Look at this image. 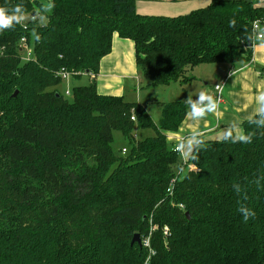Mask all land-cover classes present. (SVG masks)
I'll use <instances>...</instances> for the list:
<instances>
[{"label": "trees", "instance_id": "trees-1", "mask_svg": "<svg viewBox=\"0 0 264 264\" xmlns=\"http://www.w3.org/2000/svg\"><path fill=\"white\" fill-rule=\"evenodd\" d=\"M135 1L51 0L41 13L37 0H0L29 15L0 33V264H144L136 234L150 236V264H264V187L252 183L264 173V129L243 125L256 132L251 144L208 141L200 171L185 166V178L167 138L186 117L184 102L159 104L155 124L140 104L99 95L94 80L69 100L57 90L61 70L95 78L114 34L133 41L149 88L187 85L201 65L248 63L243 37L253 21L264 26V8L213 0L166 18L138 15ZM22 38L32 43L28 61ZM137 129L154 136L137 141ZM114 132L130 145L124 154L112 149ZM234 182L256 214L247 223Z\"/></svg>", "mask_w": 264, "mask_h": 264}, {"label": "crops", "instance_id": "crops-1", "mask_svg": "<svg viewBox=\"0 0 264 264\" xmlns=\"http://www.w3.org/2000/svg\"><path fill=\"white\" fill-rule=\"evenodd\" d=\"M246 1L253 2L255 7L264 8V0ZM211 2L209 0H136L135 11L140 16L172 18L206 8ZM219 66L221 67L219 79H215L216 82L211 90L207 89L212 92L215 85L224 84L219 115L210 114L198 121H192L186 116L177 132L167 135L172 146L179 137L189 134L193 129L208 133L206 138L212 141L210 137L214 132L210 130L226 127L233 120L242 121V127L248 123L247 117L256 107L255 97L260 91H264V47H260L257 42V45L251 49L248 63L236 65L234 68L227 65ZM82 77L83 75L80 78ZM94 82L99 95L123 96L126 99L133 95L136 96L135 102L140 104L138 94L141 88L147 85V80L137 70L135 45L132 40L119 38L117 34L113 35L111 51L101 59ZM71 89L67 88L65 92H70ZM159 104L162 103H157L160 114Z\"/></svg>", "mask_w": 264, "mask_h": 264}, {"label": "clouds", "instance_id": "clouds-1", "mask_svg": "<svg viewBox=\"0 0 264 264\" xmlns=\"http://www.w3.org/2000/svg\"><path fill=\"white\" fill-rule=\"evenodd\" d=\"M53 8L54 4L49 0V3L41 6V13L50 12ZM28 19L29 15L25 7L20 3L12 6H0V33L15 30L17 25H22ZM235 24L236 21L234 19L230 21V27H235ZM243 39L250 41L251 47H255L257 42L260 47H264V26H262V22L259 19L252 22L251 32L247 33ZM230 75H233V73H230ZM223 88L224 84L220 83L213 87L212 92L207 91L206 86L205 89H196L195 92H190L184 100L188 109L186 116L192 121L203 120L210 114L218 116L220 113V100ZM194 95L197 97L196 99H193ZM255 102L256 107L247 117V122L250 125H255L257 129H264V91H260L256 95ZM210 131L214 132V135L210 139L218 143L251 144L256 136V132L254 131L246 132L242 127V121L237 120H233L226 127L212 129ZM206 137H208V133L199 129H193L189 134L181 136L176 140L173 150L180 157V162L176 166L178 176L187 178L185 166H187L188 173H198L200 171L199 153L207 150L208 138ZM262 181H264V173L256 176L252 183L257 185V187H264ZM232 189L241 198L238 202L237 212L242 216L243 222L247 223L249 219L255 218L256 215L255 211L245 203L249 199L247 189L239 182H234ZM183 207L181 205V208Z\"/></svg>", "mask_w": 264, "mask_h": 264}, {"label": "rangeland", "instance_id": "rangeland-1", "mask_svg": "<svg viewBox=\"0 0 264 264\" xmlns=\"http://www.w3.org/2000/svg\"><path fill=\"white\" fill-rule=\"evenodd\" d=\"M40 5H44L49 3V0H37ZM38 12V9H36ZM40 16V15H39ZM40 18V17H39ZM44 21V19L42 18ZM30 50H32V43L29 46ZM25 56V54H24ZM221 67L219 65H201L197 68L190 70L187 73V77H193L194 81L187 85H181L179 83H172L168 88L166 87H156L155 89L143 86L141 88L140 93L138 94L140 105L143 106L150 117L152 118L155 124L158 123L159 120V109L157 107V103H169V102H184L190 92H195L196 89H207L211 90V87L216 82L215 79H219V73H221ZM146 79V78H145ZM94 80V77L89 75H83L82 78L74 79L69 78L67 80H62L60 85L57 86V90L64 95L65 89H71L74 86H87ZM144 79H142V82ZM142 83V84H143ZM206 89V90H207ZM71 92V91H70ZM196 96H193V99ZM66 99H70L69 96H65ZM136 96H130L127 100L130 102H135ZM139 104V103H137ZM154 136L153 131L151 130H135L134 137L138 140H143L148 137ZM112 149L115 153L121 155V150H129L130 145L126 139H124L121 134L114 132L113 133V143Z\"/></svg>", "mask_w": 264, "mask_h": 264}, {"label": "built area", "instance_id": "built-area-1", "mask_svg": "<svg viewBox=\"0 0 264 264\" xmlns=\"http://www.w3.org/2000/svg\"><path fill=\"white\" fill-rule=\"evenodd\" d=\"M251 30H252V26H251ZM19 44H20V48H21V52H22V56H23V60H24V61H28V60L30 59V57H31V50H30V48L28 47V44H27L26 39H25V38L20 39ZM24 54H25V56H24ZM58 76L61 78V80H67V79H69V78L71 77V75H70L68 72H66L65 70H61V71L59 72ZM64 95H65L66 97H67V96L70 97V92L66 91V92L64 93ZM220 101H221V100H220ZM131 121H134V117H131ZM173 146H174V145H173ZM173 146H172V151H173L175 154H177V156L179 157V154L176 153V152L173 150ZM125 152H126V150H125V149H122V153L124 154ZM179 158H180V157H179ZM168 193L171 194V189L168 190ZM179 207L181 208V206H179ZM156 228H157L156 226H155V227H152V228H151V231H154ZM167 234H168V231H167V229L165 228V229L163 230V235H164V236H167ZM149 238H150V236H149L148 238H146V239H144V240L141 241V246H142V248L146 249V251H147V258H146L144 264H150L149 262H150L151 257H153V256L155 255L154 251L152 250V248H151V246H150V240H149Z\"/></svg>", "mask_w": 264, "mask_h": 264}, {"label": "water", "instance_id": "water-1", "mask_svg": "<svg viewBox=\"0 0 264 264\" xmlns=\"http://www.w3.org/2000/svg\"><path fill=\"white\" fill-rule=\"evenodd\" d=\"M140 242H141L140 241V236L136 234V235H134V237H133V239L131 241V245L137 244L138 246H140L141 245Z\"/></svg>", "mask_w": 264, "mask_h": 264}]
</instances>
